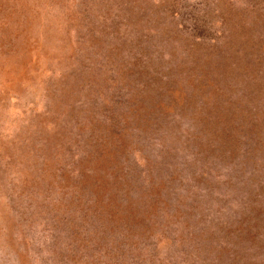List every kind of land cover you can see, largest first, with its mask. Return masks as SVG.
Returning a JSON list of instances; mask_svg holds the SVG:
<instances>
[{
  "label": "rangeland",
  "instance_id": "1",
  "mask_svg": "<svg viewBox=\"0 0 264 264\" xmlns=\"http://www.w3.org/2000/svg\"><path fill=\"white\" fill-rule=\"evenodd\" d=\"M0 264H264V0H0Z\"/></svg>",
  "mask_w": 264,
  "mask_h": 264
}]
</instances>
